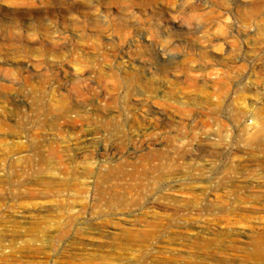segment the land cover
<instances>
[{"label":"rangeland","instance_id":"1","mask_svg":"<svg viewBox=\"0 0 264 264\" xmlns=\"http://www.w3.org/2000/svg\"><path fill=\"white\" fill-rule=\"evenodd\" d=\"M263 234L264 0H0V264H264Z\"/></svg>","mask_w":264,"mask_h":264},{"label":"bare ground","instance_id":"2","mask_svg":"<svg viewBox=\"0 0 264 264\" xmlns=\"http://www.w3.org/2000/svg\"><path fill=\"white\" fill-rule=\"evenodd\" d=\"M41 160H42L43 163H46V160L45 159L42 158ZM155 171H156V169H153L151 171H147V172H145V175H147V176L150 175L151 176V175H153V173ZM102 193H105V192L102 191ZM115 195L113 194V196H112L113 198L111 197L110 201H117L118 203H120V204L123 205V203L125 202V200L123 201L122 199H116ZM163 201L164 202L161 204V208H163V210H169V208H168L169 207V204H167V202L169 201V199L166 196H164L163 197ZM171 210H173V209H171ZM171 215H173V214H171ZM256 239H258V245L261 246V240H264V234L263 235H257Z\"/></svg>","mask_w":264,"mask_h":264},{"label":"clouds","instance_id":"3","mask_svg":"<svg viewBox=\"0 0 264 264\" xmlns=\"http://www.w3.org/2000/svg\"><path fill=\"white\" fill-rule=\"evenodd\" d=\"M192 2H193V0H186L187 4H190ZM77 71L80 72L81 70L77 69ZM108 82L113 84L114 87H119L120 83H121L118 77H110ZM85 86H86V84H85Z\"/></svg>","mask_w":264,"mask_h":264}]
</instances>
